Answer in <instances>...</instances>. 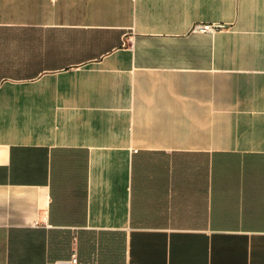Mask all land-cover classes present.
Masks as SVG:
<instances>
[{"label": "crops", "instance_id": "crops-1", "mask_svg": "<svg viewBox=\"0 0 264 264\" xmlns=\"http://www.w3.org/2000/svg\"><path fill=\"white\" fill-rule=\"evenodd\" d=\"M74 253L264 264V0H0V264Z\"/></svg>", "mask_w": 264, "mask_h": 264}, {"label": "built area", "instance_id": "built-area-1", "mask_svg": "<svg viewBox=\"0 0 264 264\" xmlns=\"http://www.w3.org/2000/svg\"><path fill=\"white\" fill-rule=\"evenodd\" d=\"M211 29H212V26H210V25H204V26L200 27V30H202V31H208ZM71 258L72 259H70V262L73 264H77L79 258L77 257L76 253L72 254Z\"/></svg>", "mask_w": 264, "mask_h": 264}]
</instances>
